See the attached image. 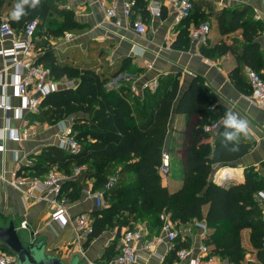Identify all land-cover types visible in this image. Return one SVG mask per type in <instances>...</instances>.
<instances>
[{
	"label": "trees",
	"instance_id": "trees-1",
	"mask_svg": "<svg viewBox=\"0 0 264 264\" xmlns=\"http://www.w3.org/2000/svg\"><path fill=\"white\" fill-rule=\"evenodd\" d=\"M4 1L0 0V17ZM10 1L13 0H6ZM55 1L40 0L35 8L25 6L26 14L19 21L10 19V15L0 18L16 31L35 21L33 35L38 39L35 47L39 48L40 54L34 63L48 67L54 80L64 78L75 82L72 87L49 91L42 97L38 112L29 113L27 117L52 124L72 116L70 134L77 141L78 149L70 152L57 145H46L30 157L31 163L22 166L23 176L41 177L50 169L67 175L59 189L67 202L78 199L86 181L91 183L90 190L100 191L102 207L86 213L91 230L85 235L84 245L106 228L116 227L118 233L121 227L135 221L143 222L149 229H160L165 216L176 230L180 223L203 221L206 232L201 242L227 264H241L245 253L241 233L248 229V243L258 264H263L264 202H259L256 195L258 191H264V175H259L253 167H244L240 182L228 180L219 185L210 179L213 164L235 166V161L248 151L250 144L239 141L238 151H229L232 144L225 142L222 136L225 129L217 121L224 110L215 103L213 93L202 78L194 76L176 103L175 112L186 116L179 131L182 138L186 132V145L179 156V185L170 191L162 183L158 168L163 150L168 155V168L170 166L165 140L169 113L177 97V75L157 78L153 89L144 87L138 95L131 90L130 78H119L115 88L104 87L117 75L134 74L126 58L109 72L60 62L49 39L78 31L80 25L69 10L58 8ZM131 1L130 21L137 18L144 22L149 16L148 0ZM248 12L247 7H235L214 13L217 31L222 35L240 29V40L232 38L230 44L220 40L210 46L206 41L199 45L200 53L206 57L227 51L233 55L236 64L227 76L245 94L250 93V87L245 81L244 67L252 68L264 79V42L260 46L255 40L261 22L245 17ZM159 14H164L162 8ZM200 22H206L210 31L209 15L202 16L193 26ZM185 33L186 30L181 29L177 38ZM191 116L194 120L190 123ZM211 122L217 123L216 128L210 133L204 132L203 125ZM210 136L212 143L207 140ZM170 139L174 141V138ZM115 161L120 162L117 174L105 187L110 179L107 166ZM77 166L83 168L73 174L72 169ZM181 237L177 233L173 239L171 261L178 249L189 246L187 239L181 240ZM0 250L13 254L1 244Z\"/></svg>",
	"mask_w": 264,
	"mask_h": 264
},
{
	"label": "crops",
	"instance_id": "crops-1",
	"mask_svg": "<svg viewBox=\"0 0 264 264\" xmlns=\"http://www.w3.org/2000/svg\"><path fill=\"white\" fill-rule=\"evenodd\" d=\"M106 1L107 4L112 2V0ZM122 2L123 0H114V17H107L97 0H56L53 2L58 8L69 10L75 22L80 25L78 31L68 32V36L49 39V44L54 49L57 59L60 62L71 63L79 67H90L97 72H102L108 67L111 70L116 69L120 61L126 58L130 61V69L134 71V74L124 72L121 75L132 79L133 93L138 95L144 87L148 86L153 89L157 78L176 74L178 91L169 113L165 143L167 146H174L175 157L170 158V162L171 167L177 169L178 172L180 171L179 156L182 155L186 145V132L182 138L179 131L185 124L186 116L175 112L176 103L191 79L194 76L201 77L213 93L215 103L224 110L222 117L217 120L218 123L221 124L225 113L231 111L239 118L246 120L249 125L247 137L241 136L240 138L241 142L250 144L248 151L235 161V166H225L228 168L223 171H219L222 168L219 164H213L211 171L214 174L211 176L216 178L219 171L217 181L227 179L240 182L243 178L244 167H253L259 175H264V107L249 93L239 91L229 80L227 73L236 64L229 51L222 55L203 56L199 51V46L191 42L188 36V31L193 24L207 14L212 21L207 36L208 46L220 40L226 44H230L232 38L240 40V29L222 35L217 31L213 23L214 13L223 8L247 7L249 12L245 17L261 22L260 32L255 37L261 46L264 42V0H222L220 4L210 0H192L193 9L189 12L187 19H181L178 23L173 21V14L164 7L163 0H148V10L157 7L160 12L162 8L164 14L154 16L149 12L148 18L143 22L146 28L145 34L136 33L130 19L122 16ZM115 19L120 21L118 25L114 23ZM181 29H185L186 33L177 38ZM37 41L35 37V46ZM9 42L10 39L7 38L0 40V47L8 46ZM1 67L0 59V69ZM8 71L10 69H7L6 73ZM61 79L64 80V78ZM12 103L17 104L18 102L12 100ZM71 118L72 116H68L52 124L34 120V133L29 138L20 142L0 139L2 146L0 150V176L2 177L0 179V223L11 220L20 228L18 223L24 220L26 222L24 234L28 235L29 241L42 240L45 252L58 257L65 263L76 255L83 264L86 261L104 264L116 253L120 233L126 226L121 227L118 233L116 227L106 228L84 245L85 236H78L70 223L56 222L49 217L51 210L46 201L26 199L20 191L3 181L15 174L22 175L24 172L22 166L29 164L30 161L27 159L38 153L42 147L57 145L63 126L70 125ZM193 120L194 116H191L189 122ZM1 123L2 112L0 111ZM9 124L18 127L20 123L10 118ZM169 137L174 138V141L171 139L169 141ZM207 140L212 143L213 138L210 136ZM15 154L24 159L18 171H15L13 161ZM163 175H161L163 177L161 181L167 187L179 185L178 179L167 181ZM90 184V181H86L78 199L67 202V213L70 216L96 209L93 199L85 193L87 189H90ZM42 194V192L38 193V195ZM195 222L192 220L177 225V230H181L182 226L189 227L187 233L180 235L181 240L187 239L193 252L197 251L206 232ZM131 227L140 230L139 239L133 243L135 259L132 264H168L171 261L173 240L169 241L160 229H149L140 221L132 222ZM245 230L246 240L244 242L241 240V242L243 247H246V251L241 264H258L247 240L248 229Z\"/></svg>",
	"mask_w": 264,
	"mask_h": 264
},
{
	"label": "built area",
	"instance_id": "built-area-1",
	"mask_svg": "<svg viewBox=\"0 0 264 264\" xmlns=\"http://www.w3.org/2000/svg\"><path fill=\"white\" fill-rule=\"evenodd\" d=\"M210 1L219 4L222 2V0ZM97 2L98 5L104 9V13L107 17L115 16L114 0H112L110 4H107L106 0H97ZM132 4L133 2L131 0H123L121 5L123 17L129 19L130 7ZM163 5L172 12L173 21L178 23L181 19L188 16L192 7V0H163ZM149 12L154 16H158L159 8H149ZM114 23L118 25L120 21L115 19ZM132 25L136 33L145 34L146 28L140 19L136 18L132 22ZM34 28L35 21L26 23L19 31L11 28L7 21H0V40L2 41L4 38L10 39L8 46L0 47V59L2 64L0 69V111L2 112L0 139L10 140L12 142L25 140L34 133V120H30L27 114L38 112L40 101L45 94L59 87H72L75 83L74 81L66 79L54 80L50 76L48 67L39 63H34L36 57L40 54L39 49L35 47L34 43ZM208 33V24L206 22H200L189 29L188 36L191 42L199 46L206 43ZM65 36H68V33H66ZM7 69H10L8 73H6ZM243 72L250 87V96L264 107V79L250 67H244ZM123 77L127 78L126 75L114 77L116 80L114 87L117 86L118 79ZM114 78H111L104 86L106 89L110 88L111 81ZM131 90L133 91L132 86ZM12 100H16L18 103L13 104ZM10 118L18 120L20 123L19 126H10ZM216 126V122H211L203 125L202 129L204 132L210 133ZM57 146L67 149L70 152H76L78 149L79 145L77 141L74 140L70 134V125L63 126ZM0 150H2L1 145ZM23 160L24 159H21V157L16 154L14 155L13 161L15 163V171L20 169L21 164L24 163ZM82 168V166L74 167L72 173L76 174ZM167 168L168 155L166 151L163 150L161 152V165L158 168L160 175L165 174ZM66 178H68L67 175L50 169L41 177L28 178L23 175L15 174L10 179H3V181L20 191L26 199L34 198L46 201L50 207V217L53 221L60 223L68 222L78 236H85L91 230V222L88 215L86 213H78L74 216H70L67 213V201L59 193L60 183ZM0 179H2L1 176ZM111 181L112 178L105 184V187H108ZM226 181L227 179L216 181L215 176L212 177V182L216 184H223ZM39 192L43 194L38 195ZM85 193L88 197L93 199L95 207H102L103 200L100 191L87 189ZM256 198L259 202H264V191H258ZM162 221L160 230L169 241L175 239L177 233L184 235L189 231L188 226H182L181 230L174 229L172 223H170L165 216L162 217ZM195 223L205 228L202 222ZM18 225L20 228H26V222L24 220L20 221ZM139 237L140 230L138 228L132 227L124 229L120 236L117 252L104 264H132L135 259L133 243L138 240ZM261 247L264 248V241L261 243ZM15 262V254H8L0 250V264H15ZM180 263L227 264L224 258H220L213 254L210 247L202 242L199 243L196 252H193L191 246L178 249L175 252V258L169 264ZM85 264L97 263L86 261Z\"/></svg>",
	"mask_w": 264,
	"mask_h": 264
},
{
	"label": "water",
	"instance_id": "water-1",
	"mask_svg": "<svg viewBox=\"0 0 264 264\" xmlns=\"http://www.w3.org/2000/svg\"><path fill=\"white\" fill-rule=\"evenodd\" d=\"M24 233L25 228H18L11 220L0 223V244L15 254V264H83L76 255L68 263L63 262L45 252L42 240L29 241L28 235Z\"/></svg>",
	"mask_w": 264,
	"mask_h": 264
},
{
	"label": "clouds",
	"instance_id": "clouds-1",
	"mask_svg": "<svg viewBox=\"0 0 264 264\" xmlns=\"http://www.w3.org/2000/svg\"><path fill=\"white\" fill-rule=\"evenodd\" d=\"M40 0H18L10 13V19L19 21L20 18L26 14L25 6L35 8L39 5ZM222 125L225 131L222 136L226 143H231L232 147L229 151H238V144L241 136L247 137L249 132L248 122L239 118L231 111L225 113V118L222 120Z\"/></svg>",
	"mask_w": 264,
	"mask_h": 264
},
{
	"label": "rangeland",
	"instance_id": "rangeland-1",
	"mask_svg": "<svg viewBox=\"0 0 264 264\" xmlns=\"http://www.w3.org/2000/svg\"><path fill=\"white\" fill-rule=\"evenodd\" d=\"M18 2V0H13V1H10V2H6V0L3 2V5H2V12H3V14L1 15V17L0 18H2V19H5L8 15H10V13H11V11L13 10V8H14V5L16 4ZM62 36H65V35H62ZM37 49H39V48H37ZM130 67H131V63H130ZM110 68L108 67V68H106V72H109L110 70H109ZM114 84V85H113ZM115 84H116V80H115V78L111 81V86L110 87H112V86H115ZM67 118V117H66ZM71 120H72V118L70 119V122H71ZM169 147V149H168V154H169V156H170V158L171 159H174L173 157H175V149H174V146L173 145H169L168 146ZM28 161H30V163L32 162V159H30V158H28L27 159ZM120 165V162H118V161H115V162H113V163H110V165L109 166H107V170H108V172H109V177L110 178H112V179H114L115 178V176H116V174H117V167ZM220 167H222L221 169H219V171L221 170V171H223V170H225V169H227L228 167H225V165H220ZM24 171V170H23ZM219 171L217 172V174H216V176L218 175V173H219ZM25 172H23L22 173V175L24 174ZM177 174H178V171H177V169H175V168H173V167H171V162H170V166H169V168H168V172H166L164 175H165V178H166V180L168 181H170V180H172V179H174V180H176L177 179ZM211 174H214L213 173V171H211ZM163 175V176H164ZM163 178V177H162ZM210 179L212 180V176L210 175ZM228 181V180H227ZM234 181V180H233ZM218 184V183H217ZM178 187V186H177ZM177 187H172V186H169L168 188H169V190L170 191H172V190H174L175 188H177ZM50 217V216H49ZM126 228H131V225H129V226H127V227H124V229H126ZM124 229H122V231L124 230ZM122 231H121V233H122ZM245 229H243L242 230V236H241V239H242V241L244 242L245 240H246V237H245ZM121 233H120V236H121ZM245 249V251H246V247L244 248Z\"/></svg>",
	"mask_w": 264,
	"mask_h": 264
},
{
	"label": "bare ground",
	"instance_id": "bare-ground-1",
	"mask_svg": "<svg viewBox=\"0 0 264 264\" xmlns=\"http://www.w3.org/2000/svg\"><path fill=\"white\" fill-rule=\"evenodd\" d=\"M215 179H216V181H217V176H216V178H215Z\"/></svg>",
	"mask_w": 264,
	"mask_h": 264
}]
</instances>
